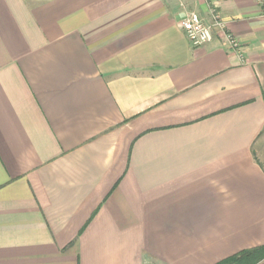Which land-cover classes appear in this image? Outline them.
Listing matches in <instances>:
<instances>
[{
    "label": "crops",
    "instance_id": "0c3cea01",
    "mask_svg": "<svg viewBox=\"0 0 264 264\" xmlns=\"http://www.w3.org/2000/svg\"><path fill=\"white\" fill-rule=\"evenodd\" d=\"M212 7L241 58L218 28L199 48L178 28ZM261 246L256 0H0V264H218Z\"/></svg>",
    "mask_w": 264,
    "mask_h": 264
},
{
    "label": "built area",
    "instance_id": "2783aa9c",
    "mask_svg": "<svg viewBox=\"0 0 264 264\" xmlns=\"http://www.w3.org/2000/svg\"><path fill=\"white\" fill-rule=\"evenodd\" d=\"M206 1L211 2L212 0ZM256 1L264 9V0ZM210 16L212 23L208 25L202 22L195 12H187L177 22V26L194 48L203 47L211 43L213 40L212 29L218 28L222 32L224 44H226L231 50L235 51L241 58L237 39L231 33L225 31L226 27L222 21L220 13L212 7L210 8Z\"/></svg>",
    "mask_w": 264,
    "mask_h": 264
},
{
    "label": "trees",
    "instance_id": "16d2710c",
    "mask_svg": "<svg viewBox=\"0 0 264 264\" xmlns=\"http://www.w3.org/2000/svg\"><path fill=\"white\" fill-rule=\"evenodd\" d=\"M264 259V246L243 251L218 264H258Z\"/></svg>",
    "mask_w": 264,
    "mask_h": 264
},
{
    "label": "rangeland",
    "instance_id": "374dc122",
    "mask_svg": "<svg viewBox=\"0 0 264 264\" xmlns=\"http://www.w3.org/2000/svg\"><path fill=\"white\" fill-rule=\"evenodd\" d=\"M28 2H40V1H43V0H27Z\"/></svg>",
    "mask_w": 264,
    "mask_h": 264
}]
</instances>
